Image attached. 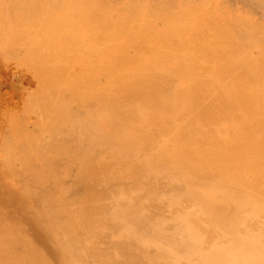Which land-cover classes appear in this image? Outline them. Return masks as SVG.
Returning a JSON list of instances; mask_svg holds the SVG:
<instances>
[{"label":"bare ground","instance_id":"bare-ground-1","mask_svg":"<svg viewBox=\"0 0 264 264\" xmlns=\"http://www.w3.org/2000/svg\"><path fill=\"white\" fill-rule=\"evenodd\" d=\"M0 48V264H264V0H0Z\"/></svg>","mask_w":264,"mask_h":264},{"label":"rangeland","instance_id":"rangeland-1","mask_svg":"<svg viewBox=\"0 0 264 264\" xmlns=\"http://www.w3.org/2000/svg\"><path fill=\"white\" fill-rule=\"evenodd\" d=\"M240 12H242V11H240ZM2 51L3 50H1V48H0V53H2ZM3 53L5 54V55H3V57H5V58H3L1 56ZM3 53L0 55V65H2V64L5 63V66L4 65L3 66H0V76H1V78H0V100H1L0 101V122L2 123V124L0 123V132L6 131L7 129L10 130L11 128H9V126L12 125L11 127L13 128V130H16L17 129V133H19L21 130H23V127L26 125V123H29V121H30V125H31V122L38 118V117H35V119H34L33 115L34 116H37V115L35 113H31V111H30V110H32V112H33V109L34 108L37 109L36 104H38V103H36V102L38 100L37 99L38 97L36 98L37 99L36 101L34 100V102L36 103V104H34V108H32L33 106L32 107L29 106V105H33V104H30V103H28L29 105L27 104V102L29 100V97L28 96L32 93L30 91V88H32L33 91H34V88H36L35 87L36 86V84H35L36 82L34 81L35 79L33 80V78H32L33 76H31L32 74L29 71V68H27L26 66L23 67L24 66L23 64H22L23 66H21V63H16L15 64V62H14V60L16 59L15 57H11V56L8 57V56H6L5 51ZM4 60L7 61V63H8L7 65H6V62ZM18 64H19L20 67L18 66ZM6 66H7V68H6ZM30 76H31V78H29ZM34 84H35V86H34ZM22 85H23V87H22ZM15 86H17V87H15ZM33 86H34V88H33ZM17 89H19V90H17ZM33 99H35V98H33ZM7 100H9V101H7ZM2 101H4V102H2ZM13 101H14V103H13ZM27 105L31 109H29V107ZM11 108H12V110H11ZM19 110H20V112H19ZM29 112L31 113V115L29 114ZM15 113H18V114L15 115ZM16 116L17 117H20L21 120L19 119L20 121H18V118ZM29 116L31 118H28ZM27 120H29V121H27ZM19 122H21V123L19 124ZM16 123H18V124H16ZM15 124L18 127H21V125H22L23 126V127H21L22 129L21 128L18 129V127L16 128V125ZM30 125L28 124V128L29 129L32 128V126H30ZM6 126H8V127H6ZM5 127H6V130H5ZM9 134L12 136V134L10 132H8V135ZM20 134H21V132H20ZM10 135H9L8 140L11 137ZM0 154H2V153H0ZM0 156L4 157L3 155H0Z\"/></svg>","mask_w":264,"mask_h":264}]
</instances>
